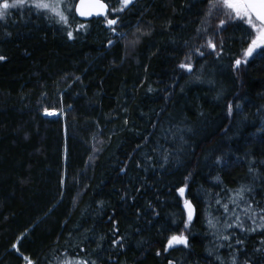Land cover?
I'll use <instances>...</instances> for the list:
<instances>
[{
	"label": "trees",
	"instance_id": "16d2710c",
	"mask_svg": "<svg viewBox=\"0 0 264 264\" xmlns=\"http://www.w3.org/2000/svg\"><path fill=\"white\" fill-rule=\"evenodd\" d=\"M207 11L208 0H134L116 14L109 44L110 28L96 26L104 19L81 21L73 9L65 27L35 9L9 10L0 21V264H60L77 253L98 264H219L217 255L231 264L233 249L219 247L227 242L207 221L242 184L264 208V50L234 69L250 30L239 20L221 28L227 17ZM186 55L192 73L179 68ZM173 126L183 131L164 140L160 129ZM157 141L172 150L163 167ZM185 177L195 209L187 230L176 193ZM109 217L123 249L111 245ZM181 231L189 247L165 252ZM235 232L245 241H232L237 264H264V230Z\"/></svg>",
	"mask_w": 264,
	"mask_h": 264
},
{
	"label": "snow or ice",
	"instance_id": "6c2138e0",
	"mask_svg": "<svg viewBox=\"0 0 264 264\" xmlns=\"http://www.w3.org/2000/svg\"><path fill=\"white\" fill-rule=\"evenodd\" d=\"M134 0H118V7L111 6L104 2V0H0V21H6V18L9 16V10L18 9V8H28L29 10L35 9L37 15H44L45 19H55L57 24H62L65 27H69V16L72 14L73 9L75 14L80 17H91L93 15L103 16L106 21V26L111 28L115 32L113 27L118 23L117 18H109L108 11L109 9L113 13H122L125 11L129 5L133 4ZM214 11L222 12L227 19H221L219 21V27H223L226 23L232 20L242 21L248 26L250 31L246 32L247 36V45L242 48V55L234 60L233 67L234 69H239L242 63H247L250 57H253L258 50H264V0H208V11L207 16H211ZM86 25L81 23L75 29L80 31L85 29ZM139 31V29H137ZM200 31V29H198ZM207 31V29H205ZM67 37L69 40L74 38L73 31H67ZM112 41L109 40V44ZM206 46L212 51L216 52L217 45L209 38L206 42ZM205 45H201V48L195 49L196 53L200 56H204L205 53L201 49ZM223 52V44L220 45V51L217 52V57H219ZM6 57L0 55V61L5 60ZM191 56L186 55L185 60L180 62L179 68L184 69L189 73H192L193 66L191 64ZM77 79H79L77 77ZM200 77H197L199 80ZM153 89L149 88V91ZM183 91V89H182ZM239 107V105H237ZM46 115H54V112L48 111L45 109ZM229 114L232 113V105L228 106ZM127 123V121H125ZM155 128L156 125L153 124ZM183 129L178 126H173V128H161L160 132L164 140L176 137L181 133ZM180 140L183 141L184 138L181 135ZM141 145H137V148H140ZM96 151V149H94ZM153 152H156L162 160L161 167L169 162V159L172 155V150L170 148H165L163 144H160L157 141V144L152 149ZM148 160H152L151 156L147 157ZM220 157L216 158V163H222ZM137 167H141V163H137ZM121 172L126 171V168H121ZM250 172L253 171L252 168L249 169ZM189 177H185V186L177 187L176 193L183 200V208L186 213V219L183 220V228L187 230L193 220L195 209L190 200L185 198V191L187 187V180ZM219 180V177L216 178ZM63 184V181H61ZM252 187L250 185L242 184L237 189L232 190V195L228 197L226 202H222L221 199L215 201L216 205L223 209V212L219 217H213L209 214L208 218V227L214 230L217 239L227 242L226 244L219 245V247H228L233 249L231 254V264H237V259L235 252L238 251L232 243L235 241V245H243L245 243L243 238H239L236 235L235 229H239L241 233H251L258 230H264V208H259L258 204L254 206L251 200L245 199L246 193L252 192ZM137 192L140 191L139 188L136 189ZM127 195V193H126ZM134 199V198H133ZM243 203L244 207H240V204ZM99 205L103 207V201L99 202ZM231 205V207H230ZM151 207V205H149ZM259 208V210H257ZM137 214H140V210H137ZM109 222L113 224V232L116 234L115 238L111 241L112 247L115 248H124L125 237L119 235V228L116 227L118 221L114 220L113 217H109ZM232 229L233 231L229 232L228 230ZM101 240L104 239L102 236ZM261 244H264V240L261 241ZM175 245H183L185 248L189 247L188 238L184 235V232L181 231L179 234H172L167 238V244L164 247V251L167 252L170 248ZM13 248H16V245H12ZM80 252H85V248L81 247ZM256 251H261V249H256ZM64 256L65 254H61ZM157 256L160 255V252L156 253ZM209 255H213L212 250H209ZM111 258V257H109ZM24 261L26 264H34V262L28 256H24ZM216 259L219 261V264H225V261L219 256H216ZM60 264H98L96 259H85L84 257L79 256V253L76 254L74 258H65ZM169 264H172V261H169ZM247 264V261L245 262Z\"/></svg>",
	"mask_w": 264,
	"mask_h": 264
},
{
	"label": "rangeland",
	"instance_id": "374dc122",
	"mask_svg": "<svg viewBox=\"0 0 264 264\" xmlns=\"http://www.w3.org/2000/svg\"><path fill=\"white\" fill-rule=\"evenodd\" d=\"M9 2H11V0H9ZM75 2H77V1H75ZM110 5V4H109ZM113 6H116V7H118L119 5H118V2H116L115 4H113ZM110 10V9H109ZM113 13V12H112ZM114 15L113 16H109L110 15V11L108 12V16H109V18H116V14L117 13H113ZM74 15H75V11H74ZM76 17V16H75ZM102 24V26H106V21H104V22H98L97 24H96V26H98V25H100V24ZM105 31H106V38H107V40H108V42H109V40H112V37L114 36V32L112 31V29L110 28V29H104ZM49 111V110H48ZM50 112H52V111H50ZM45 113V111L43 112V114ZM55 114L54 115H51V116H49V115H47V117L46 118H48V119H52V118H56L57 116H59V115H62V113H56V112H54ZM46 115V114H45ZM14 250L18 253V250H17V248H14ZM25 262V261H24ZM26 263V262H25Z\"/></svg>",
	"mask_w": 264,
	"mask_h": 264
},
{
	"label": "water",
	"instance_id": "95a60500",
	"mask_svg": "<svg viewBox=\"0 0 264 264\" xmlns=\"http://www.w3.org/2000/svg\"><path fill=\"white\" fill-rule=\"evenodd\" d=\"M77 15V14H76ZM80 19L82 20H91V19H96V18H101L103 16H96V15H93L91 17H80L79 15H77Z\"/></svg>",
	"mask_w": 264,
	"mask_h": 264
},
{
	"label": "bare ground",
	"instance_id": "6f19581e",
	"mask_svg": "<svg viewBox=\"0 0 264 264\" xmlns=\"http://www.w3.org/2000/svg\"><path fill=\"white\" fill-rule=\"evenodd\" d=\"M78 2V1H77ZM106 3V2H105ZM76 15V14H75ZM76 17L78 18V19H80L77 15H76ZM104 17H101V18H96V19H103ZM81 21H89V20H82V19H80ZM92 20V19H91ZM105 20V19H104ZM44 116H46L47 117V115H45V113H44Z\"/></svg>",
	"mask_w": 264,
	"mask_h": 264
},
{
	"label": "flooded vegetation",
	"instance_id": "af4514ba",
	"mask_svg": "<svg viewBox=\"0 0 264 264\" xmlns=\"http://www.w3.org/2000/svg\"><path fill=\"white\" fill-rule=\"evenodd\" d=\"M109 12V11H108ZM108 14V13H107ZM104 19V18H103Z\"/></svg>",
	"mask_w": 264,
	"mask_h": 264
}]
</instances>
